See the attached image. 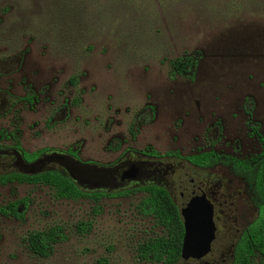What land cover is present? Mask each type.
Instances as JSON below:
<instances>
[{"label":"rangeland","instance_id":"374dc122","mask_svg":"<svg viewBox=\"0 0 264 264\" xmlns=\"http://www.w3.org/2000/svg\"><path fill=\"white\" fill-rule=\"evenodd\" d=\"M20 56L28 75L48 66L79 72L86 112L98 113L102 128L113 120L124 128L129 110L146 103L179 127L199 118L195 100L203 115H230L246 97L264 119V0H0V65L15 68ZM180 61L194 65L192 80L171 76ZM101 139L103 147L109 137ZM134 204L0 188L10 213L0 212V264H159L138 257V245L163 232ZM53 227L60 235L50 256H38L27 237ZM230 252L214 246L202 263L177 264H227Z\"/></svg>","mask_w":264,"mask_h":264},{"label":"flooded vegetation","instance_id":"af4514ba","mask_svg":"<svg viewBox=\"0 0 264 264\" xmlns=\"http://www.w3.org/2000/svg\"><path fill=\"white\" fill-rule=\"evenodd\" d=\"M22 60L15 68L0 65V178H16L0 188L42 187L57 197L53 179L66 178L81 194L71 200H92L87 194L135 201V212L166 232L140 209L158 189L175 204L184 234L186 222L195 232L213 230L212 249L231 250L230 258H222L227 264L250 229L264 234V119L257 118L251 97L228 116L220 108L203 115L195 100L191 115L199 118L179 120V127H170L172 120L146 103L129 110L124 128L121 120L102 128L100 115L86 112L79 72L48 66L28 75ZM193 66L176 62L171 76L192 80ZM103 135L109 139L101 147ZM41 176L47 182L19 180ZM257 256L264 253L256 251L254 264H264L255 262ZM205 257L190 260L202 263Z\"/></svg>","mask_w":264,"mask_h":264},{"label":"trees","instance_id":"16d2710c","mask_svg":"<svg viewBox=\"0 0 264 264\" xmlns=\"http://www.w3.org/2000/svg\"><path fill=\"white\" fill-rule=\"evenodd\" d=\"M14 179L16 178L7 176L4 180L0 178V183L6 184ZM19 180L34 181L35 183L47 182V177L41 176L34 180L20 177ZM53 186L57 191L58 198L77 199L81 195L76 186L66 178H54ZM86 197L92 198L95 202L99 201L91 195L86 194ZM10 208L13 215H19L15 204ZM140 209L146 215H152L156 223L166 226L169 231L141 242L137 249L139 259L159 264H177L181 260L184 232L179 229L178 211L173 201L166 193L156 189L147 199L142 201ZM2 212L10 214L6 210H2ZM59 235V228L53 227L47 231L30 233L27 241L35 254L48 257ZM244 239V244L235 249L233 264H254L252 258L256 255V251L264 253V245L262 244L264 243V234L250 229Z\"/></svg>","mask_w":264,"mask_h":264},{"label":"water","instance_id":"95a60500","mask_svg":"<svg viewBox=\"0 0 264 264\" xmlns=\"http://www.w3.org/2000/svg\"><path fill=\"white\" fill-rule=\"evenodd\" d=\"M186 232L184 234L181 258L201 259L211 252V244L214 232H195L190 229V224L186 222Z\"/></svg>","mask_w":264,"mask_h":264}]
</instances>
